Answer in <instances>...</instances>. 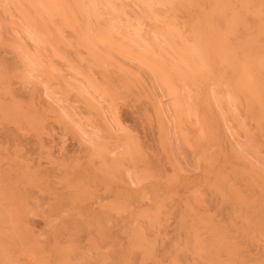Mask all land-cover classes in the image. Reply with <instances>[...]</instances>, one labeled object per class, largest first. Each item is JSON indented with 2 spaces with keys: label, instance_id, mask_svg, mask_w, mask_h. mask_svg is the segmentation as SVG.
<instances>
[{
  "label": "rangeland",
  "instance_id": "obj_1",
  "mask_svg": "<svg viewBox=\"0 0 264 264\" xmlns=\"http://www.w3.org/2000/svg\"><path fill=\"white\" fill-rule=\"evenodd\" d=\"M0 264H264V0H0Z\"/></svg>",
  "mask_w": 264,
  "mask_h": 264
},
{
  "label": "bare ground",
  "instance_id": "obj_2",
  "mask_svg": "<svg viewBox=\"0 0 264 264\" xmlns=\"http://www.w3.org/2000/svg\"><path fill=\"white\" fill-rule=\"evenodd\" d=\"M67 7V6H66ZM162 80V79H161ZM243 198V197H242ZM255 215V214H254ZM259 223V222H258Z\"/></svg>",
  "mask_w": 264,
  "mask_h": 264
}]
</instances>
